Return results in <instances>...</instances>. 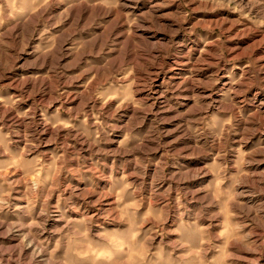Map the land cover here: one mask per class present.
Masks as SVG:
<instances>
[{
    "label": "rangeland",
    "instance_id": "obj_1",
    "mask_svg": "<svg viewBox=\"0 0 264 264\" xmlns=\"http://www.w3.org/2000/svg\"><path fill=\"white\" fill-rule=\"evenodd\" d=\"M0 264H264V0H0Z\"/></svg>",
    "mask_w": 264,
    "mask_h": 264
}]
</instances>
